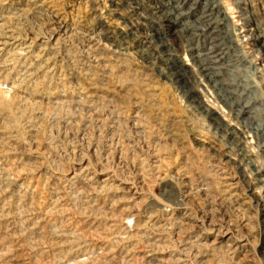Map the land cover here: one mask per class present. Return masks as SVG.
<instances>
[{
	"label": "rangeland",
	"instance_id": "374dc122",
	"mask_svg": "<svg viewBox=\"0 0 264 264\" xmlns=\"http://www.w3.org/2000/svg\"><path fill=\"white\" fill-rule=\"evenodd\" d=\"M159 1L0 0V264H264V0Z\"/></svg>",
	"mask_w": 264,
	"mask_h": 264
},
{
	"label": "bare ground",
	"instance_id": "6f19581e",
	"mask_svg": "<svg viewBox=\"0 0 264 264\" xmlns=\"http://www.w3.org/2000/svg\"><path fill=\"white\" fill-rule=\"evenodd\" d=\"M157 1H159V0H157ZM162 1H166V0H160L159 2H162ZM207 2V5H210V4H212L211 2H209L208 0H206ZM241 3H247V1H251V0H239ZM181 2H183V1H181ZM177 3V2H176ZM175 7V6H174ZM155 11L157 12V13H160V14H163V12L164 11H162V9L163 8H158V7H155ZM165 9V8H164ZM169 9V8H168ZM167 9V10H168ZM213 7L212 8H210L209 10H207V12L209 11V12H213ZM205 10V9H204ZM214 10H218V9H214ZM154 11V12H155ZM179 12V11H178ZM177 12V9H172L171 11H168V12H166V14H165V20H167V22L168 23H170V26L173 28L172 29V33L173 34H182L183 33V27H184V25H183V18H182V16L184 15V14H181V12L180 13H178ZM185 12V11H184ZM215 13H217V14H219L218 13V11L216 12L215 11ZM210 14V13H209ZM208 14V15H209ZM162 17V16H161ZM212 18V17H211ZM214 19V18H213ZM163 20V19H162ZM185 21V20H184ZM131 22V21H130ZM208 22V21H207ZM211 22V21H210ZM206 23V22H205ZM131 24V23H130ZM198 24V23H197ZM205 25V24H204ZM203 25V26H204ZM207 26V25H206ZM184 29H185V27H184ZM204 30V29H203ZM254 30L253 29H248V30H245V32L244 33H246V35L249 37V39H251L252 38V40H255V41H257L260 37L258 36V35H254L253 32ZM261 48H263V45H262V47ZM142 49V48H141ZM143 50H145V49H143ZM207 50V49H206ZM263 50V51H262ZM262 50H258L257 51V54H260L261 56H262V54H261V52H263V54H264V49H262ZM147 52V51H146ZM140 53V52H139ZM198 55V54H197ZM146 56V55H145ZM199 57V56H198ZM202 59V58H201ZM207 59V58H206ZM263 60H264V58H262ZM208 65V64H207ZM207 65H206V67H207ZM201 67H203V65L201 66ZM175 69H176V67H175ZM182 71V70H181ZM174 72V71H173Z\"/></svg>",
	"mask_w": 264,
	"mask_h": 264
}]
</instances>
